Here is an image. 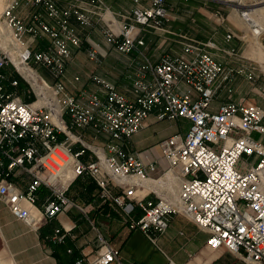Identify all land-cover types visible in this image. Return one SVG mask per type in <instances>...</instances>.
<instances>
[{
    "label": "built area",
    "instance_id": "1",
    "mask_svg": "<svg viewBox=\"0 0 264 264\" xmlns=\"http://www.w3.org/2000/svg\"><path fill=\"white\" fill-rule=\"evenodd\" d=\"M168 1L132 0L130 11L114 14L103 0H69L64 8L55 0H7L0 18L18 47L25 75L7 52H0V70L10 65L33 101L7 93L8 78L0 72V201L16 221L36 230L75 206L67 196L69 186L87 177L131 230L150 238L180 215L207 233L211 250L223 249L243 264H264V89L257 85L258 69L246 63L228 67L209 52L217 49L213 43L184 37L181 54L148 59L144 36L149 29L167 31ZM211 1L230 6L254 40L263 34L254 16L264 0ZM72 20L84 30L101 24L107 51L91 46L87 58L97 66L106 56L118 60L130 96L107 74H88L90 89L77 88L79 75L67 77L73 51L83 47ZM224 38L229 42L234 36L227 31ZM40 39L47 44L37 48ZM223 53L242 59L234 48ZM33 65L45 68L49 81ZM234 75L251 83L262 104L219 103L213 111L221 91L232 93ZM9 84L16 88L18 81ZM150 119L184 120L188 129L158 141L160 159L144 160L127 146ZM161 160L165 169L158 174ZM16 172L28 178L24 188L13 181ZM167 173L170 178L159 182ZM41 189L48 194L39 208ZM135 209L141 212L137 220ZM51 239L60 242L64 235L56 230ZM97 241L99 249L88 264L118 259V251L99 234Z\"/></svg>",
    "mask_w": 264,
    "mask_h": 264
},
{
    "label": "crops",
    "instance_id": "2",
    "mask_svg": "<svg viewBox=\"0 0 264 264\" xmlns=\"http://www.w3.org/2000/svg\"><path fill=\"white\" fill-rule=\"evenodd\" d=\"M55 1L59 8H64L69 0ZM103 1L109 11L114 14L128 12L133 7L132 0ZM70 26L81 36L83 47L81 50L73 51L72 59L66 67V74L68 78L79 75L80 82L77 84V88L85 87L90 89L91 85L87 81V75L91 73L111 75L107 69L113 68V56H106L100 66L95 65L87 58L86 50L91 46H98L101 50L107 51V47L99 32L100 23H94L93 30L82 29L74 20L70 22ZM95 31H97L96 36L99 37L90 35ZM250 38L254 41L255 49L250 53L249 57L239 55L242 59L237 61L234 57L224 55L218 60L231 68H239L244 63L255 66L261 65L264 71V34L259 41L254 40L251 36ZM46 42H44L45 45L47 44ZM231 48L234 47L230 46L227 49ZM224 49L226 50V48ZM115 65L123 69L120 63ZM6 68L0 70V72L8 75V81L4 84L5 91L7 93H15L21 98L20 91L24 87L19 83L18 75L14 74L12 69ZM258 73L259 75L263 74L260 69H258ZM120 76V79L116 81L112 78L110 79L116 82L119 92L130 96V87L123 76V71H120ZM259 79L257 80L258 83ZM12 80H17L20 85L12 88L9 84ZM248 84L252 87L251 83L245 80L244 77L234 75L230 84L232 93L228 95L225 91H221L217 100L211 106L212 110H216L219 103L246 101L262 104L257 95L256 97L248 96ZM258 87L264 89V84L260 83ZM68 90L71 93L75 92L70 87ZM21 100L25 103H30L33 98L30 97L31 101L29 98L27 100L21 98ZM184 122L188 124V122ZM151 123L150 119L148 125H151ZM177 132L175 131L169 136ZM253 136L256 139L261 137L256 133H253ZM132 138L135 144L144 146L143 152L147 149L151 151L157 146L156 143L146 144L148 140L141 133L134 135ZM128 145L127 150L130 151L128 147L131 145V149L134 152H138L133 149L131 140ZM138 154L144 160L146 158L154 159L153 153H140L139 151ZM155 159H160V152ZM162 162V160L159 162L158 174L165 169V163L163 162L164 165H162ZM13 181L19 188H24L28 178L16 172ZM47 194L48 191L45 189H41L37 193V207L41 208ZM67 196L75 206L60 213L56 218L47 221V223L36 230L16 221L0 201V251L4 252L10 260L9 264H74L77 260H82V264H88L96 256L99 249L98 234L118 251V259L111 264H166L168 260L175 264H243L223 249L211 250L208 248L206 246L207 233L198 229L192 221L180 215L171 219L165 232L158 234L150 231V238L139 230H131L125 221V217L117 209L103 203L98 196L96 185L87 177L73 181L69 186ZM140 216V210L135 209L132 217L137 220ZM56 230H60V234L64 235V239L60 242H54L51 239ZM0 264H5L1 258Z\"/></svg>",
    "mask_w": 264,
    "mask_h": 264
},
{
    "label": "rangeland",
    "instance_id": "3",
    "mask_svg": "<svg viewBox=\"0 0 264 264\" xmlns=\"http://www.w3.org/2000/svg\"><path fill=\"white\" fill-rule=\"evenodd\" d=\"M7 0H0V14L6 5ZM167 9L170 13V22L167 23L165 27L166 32L159 30H151L145 34V47L143 49L144 55L150 60H156L161 55H177L181 54L183 51L181 43L184 41L182 37L188 38L199 43H213L217 49L209 50V52L215 54L216 59H221V56H226L223 53L224 48L228 50L230 46H233L238 55L244 57H249L255 49L254 41L250 38L246 28L242 24L241 20L237 17L236 13L232 11L230 6L224 5L222 3L214 2L211 0H169L167 3ZM42 13V11H40ZM229 31L232 33L234 38L229 42L225 41V34ZM97 31L92 32L90 35L96 36ZM0 34L2 39L5 41L0 42V52H7L11 49L13 42L10 37L9 29L4 24L3 20L0 18ZM245 34V39L241 40V36ZM264 34V32H263ZM91 36V37H92ZM99 37V36H96ZM46 39H40L35 43L37 48H42L45 44ZM47 43V42H46ZM245 53L246 56H245ZM250 59V58H249ZM219 61V60H218ZM116 63L119 64V61L112 58V69L109 68L108 74L113 80L120 79V71L124 69L116 67ZM263 74L260 75L259 83L264 84V71L261 68V65H257ZM12 69L10 65L6 69ZM34 70L46 81L48 79V72L45 68L39 65H33ZM14 72V70L12 69ZM15 74V72H14ZM13 74V75H14ZM18 75V74H17ZM8 78V75H6ZM17 79L21 83L24 89L20 91L21 98L27 100L30 97L28 87L25 88L24 80L18 75ZM249 97H256V91H253L252 87L248 84ZM126 95V94H125ZM128 96V95H127ZM32 100V99H31ZM30 100V101H31ZM23 101V100H22ZM151 125L149 124L144 130H141L142 136L146 137L148 141L146 144L158 143L162 138L169 136V134L175 131L186 132L188 129V124L184 121H175V122H156L151 119ZM133 144V149L135 151H140V153H153V158L158 157L157 146L153 150L148 149L143 152L144 146L141 144H135L133 138L131 139ZM129 146V145H128ZM131 149L128 147V149ZM133 151V150H132ZM162 165L163 162H162ZM0 258L5 264H9V259L6 257L4 252L0 251Z\"/></svg>",
    "mask_w": 264,
    "mask_h": 264
},
{
    "label": "bare ground",
    "instance_id": "4",
    "mask_svg": "<svg viewBox=\"0 0 264 264\" xmlns=\"http://www.w3.org/2000/svg\"><path fill=\"white\" fill-rule=\"evenodd\" d=\"M257 20H259V22H261V24L264 26V6L258 8L256 11H255V16H254ZM263 35V34H262ZM261 35V36H262ZM261 36L259 38H256L255 40L256 41H259ZM0 40H2V36L0 34ZM5 42L4 40L1 41V43ZM12 47L10 50H8L7 48L6 51L7 53L10 55V59L11 61L16 65L18 71L21 73V74H24L25 75V71L24 69L19 65L18 63V60L16 58L17 56V53H18V47L16 46V43L15 42H12L11 43ZM1 47V46H0ZM170 178V173H167L165 176H163L159 182H165L166 179Z\"/></svg>",
    "mask_w": 264,
    "mask_h": 264
},
{
    "label": "trees",
    "instance_id": "5",
    "mask_svg": "<svg viewBox=\"0 0 264 264\" xmlns=\"http://www.w3.org/2000/svg\"><path fill=\"white\" fill-rule=\"evenodd\" d=\"M18 85H20V84H18Z\"/></svg>",
    "mask_w": 264,
    "mask_h": 264
}]
</instances>
